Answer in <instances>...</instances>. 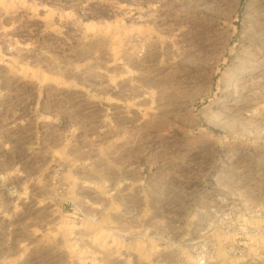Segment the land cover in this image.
<instances>
[{"label":"rangeland","instance_id":"1","mask_svg":"<svg viewBox=\"0 0 264 264\" xmlns=\"http://www.w3.org/2000/svg\"><path fill=\"white\" fill-rule=\"evenodd\" d=\"M0 264H264V0H0Z\"/></svg>","mask_w":264,"mask_h":264}]
</instances>
